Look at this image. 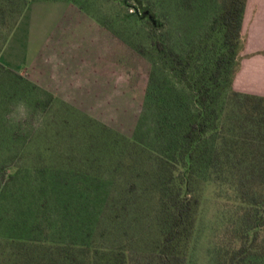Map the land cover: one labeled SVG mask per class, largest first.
<instances>
[{"label": "rangeland", "instance_id": "obj_1", "mask_svg": "<svg viewBox=\"0 0 264 264\" xmlns=\"http://www.w3.org/2000/svg\"><path fill=\"white\" fill-rule=\"evenodd\" d=\"M127 2L129 10L123 7V0H0V61L19 72V78L28 77L37 85L29 88L23 79L0 71V121L4 132L17 134L25 147L9 163L4 160L6 147L0 145V264H117L123 260H117V253L130 260V252L143 263L156 241L157 213L136 212L137 198L131 200L135 204L126 215L103 209L107 196L102 195L105 200L100 209L90 214L84 209L85 197L74 194L71 186L58 196L43 187H48L54 172V183L59 184L60 179L73 183V168L63 160V142L56 147L46 143L52 133L63 130L65 120L78 118V114L91 116L114 133L116 161L109 156L113 146L104 147L103 173L108 180L125 148L123 137L138 133L154 149L153 157L164 154L174 130L162 131L158 124L165 117L182 116L178 106H190L194 100L189 88L172 77L164 78L162 67L153 65L152 59L158 58L153 41L161 39L184 59L197 58L204 44H213L211 33L216 34L218 28L212 32V26L222 14L223 0ZM147 11L162 30L151 32L147 23L122 22L127 12ZM254 23L256 28L251 26L248 34L242 29L233 87L264 97V31L257 29V18ZM212 49L207 48L209 54ZM151 84L155 90L150 99ZM20 101L27 105L30 118L16 122L10 113ZM223 103L226 115L231 100ZM38 118L43 124L34 127ZM225 123L228 127L223 120ZM233 126L232 119L229 128ZM31 135L32 143L27 146ZM84 152H75V157L80 154L81 158ZM72 163L76 166L77 161ZM123 172L121 167L120 180L126 179ZM11 174L16 178L10 183L6 180ZM214 192L207 188L201 193L189 264H210L208 250L219 208ZM115 216L116 229L105 226L103 220Z\"/></svg>", "mask_w": 264, "mask_h": 264}, {"label": "trees", "instance_id": "obj_2", "mask_svg": "<svg viewBox=\"0 0 264 264\" xmlns=\"http://www.w3.org/2000/svg\"><path fill=\"white\" fill-rule=\"evenodd\" d=\"M247 2L223 0L222 14L215 18L212 26V32L218 28L216 34L211 33L213 44H204L197 58L184 59L161 39H154L153 50L158 58L152 59L153 65H160L164 78H174L194 96L190 106H178L182 116L165 117L158 124L162 131L174 130L164 154L153 157L154 149L147 144L146 137L140 138L138 133L134 137H123L121 144L125 148L119 152L120 160L114 163L112 176L107 180L103 173L104 147L108 143L113 146L109 156L116 161L114 146L117 141L104 123L78 114V118L62 122L63 130H57L47 139V145L52 147L63 142L66 146L62 150L64 164L73 168L70 169L72 185L62 179L59 184L54 183L56 175L55 172L52 174L48 187L43 186L50 193L58 196L72 187L74 194L85 197L84 209H89L90 214L100 209L105 200L102 195L107 196L103 209L113 213L117 210L129 215L135 204L131 203L134 198L139 200L136 208L139 214L147 210L157 213L156 241L151 243L152 249L143 258L144 262L140 263L130 252V260L125 254L117 253V260L123 257L117 264H189L201 193L207 188L215 189L219 205L208 250L210 264H264V97L246 94L233 87L240 65ZM123 3L129 10L125 7L127 0ZM149 15V11L143 14L127 12L122 22L147 23L151 32L162 30L160 24L155 26L151 22ZM209 46L214 47L211 54L207 50ZM0 71L23 79L29 88L37 87L30 78H19V72L1 61ZM153 88L155 90L151 84L150 99L154 96L151 94ZM228 89L229 95L226 94ZM222 95L232 104L226 115L225 99L220 100ZM232 119L234 126L230 129ZM223 120L227 121L228 127ZM3 127L4 123L0 121V131H3V134L0 132V145L6 147L4 160L12 163L25 147H21L17 134L4 132ZM217 134L219 136L214 139ZM31 141L32 135L26 145L29 146ZM74 151L85 152L79 158L80 154L75 157ZM74 160L76 166L72 163ZM121 167L126 178L123 180L119 177ZM15 178V174H11L6 181L11 183ZM117 193L121 196L119 199ZM117 220L118 216H115L103 221L105 226L111 224L116 229Z\"/></svg>", "mask_w": 264, "mask_h": 264}, {"label": "crops", "instance_id": "obj_3", "mask_svg": "<svg viewBox=\"0 0 264 264\" xmlns=\"http://www.w3.org/2000/svg\"><path fill=\"white\" fill-rule=\"evenodd\" d=\"M255 18H257V24H258L257 29L260 31V33H262V29L264 31V0H248L246 6L245 18H244V27H243L246 31V34H248V31H250L249 28H251V26H252V30L256 28V25L254 23ZM248 49H249V41L247 40V45L245 50L246 54L249 53ZM262 60H264V58H262ZM246 62L247 60L244 61V66L246 65L245 64ZM238 91L240 90L238 89Z\"/></svg>", "mask_w": 264, "mask_h": 264}, {"label": "clouds", "instance_id": "obj_4", "mask_svg": "<svg viewBox=\"0 0 264 264\" xmlns=\"http://www.w3.org/2000/svg\"><path fill=\"white\" fill-rule=\"evenodd\" d=\"M29 118H30V112L27 105L23 101L16 103L14 105L12 112L10 113V119L16 122H22L29 120ZM42 124H43L42 118H38L33 122L34 127H41Z\"/></svg>", "mask_w": 264, "mask_h": 264}, {"label": "water", "instance_id": "obj_5", "mask_svg": "<svg viewBox=\"0 0 264 264\" xmlns=\"http://www.w3.org/2000/svg\"><path fill=\"white\" fill-rule=\"evenodd\" d=\"M149 19L151 20V22H152L155 26L158 25V23H157V21H156V19L154 18L153 15H149Z\"/></svg>", "mask_w": 264, "mask_h": 264}]
</instances>
